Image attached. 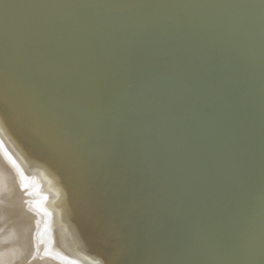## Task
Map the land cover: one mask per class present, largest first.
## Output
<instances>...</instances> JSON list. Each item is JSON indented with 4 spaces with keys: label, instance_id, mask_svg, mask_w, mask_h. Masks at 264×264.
Returning a JSON list of instances; mask_svg holds the SVG:
<instances>
[{
    "label": "water",
    "instance_id": "95a60500",
    "mask_svg": "<svg viewBox=\"0 0 264 264\" xmlns=\"http://www.w3.org/2000/svg\"><path fill=\"white\" fill-rule=\"evenodd\" d=\"M0 101L49 115L48 152L15 140L66 148L60 205L95 196L115 254L264 264V0H0Z\"/></svg>",
    "mask_w": 264,
    "mask_h": 264
},
{
    "label": "bare ground",
    "instance_id": "6f19581e",
    "mask_svg": "<svg viewBox=\"0 0 264 264\" xmlns=\"http://www.w3.org/2000/svg\"><path fill=\"white\" fill-rule=\"evenodd\" d=\"M12 104L14 107L19 108L20 114L22 115L21 118L15 116L19 113L17 109L5 106L4 103L0 101V203L3 201L5 204V208L3 206L4 204H0V206H3L0 210V264H136L137 261L141 259L140 248L137 246L136 248V242H133L138 233L136 236H133V244L131 246L128 244V246L120 251L118 247L116 254L115 248L110 247L111 243L109 244L108 240L103 239V241H101L100 238L98 239L99 234L95 230V225L91 222L95 214V209L93 210V208L97 206L95 196L85 203L82 202L75 206L66 207L60 205L62 197L68 193V190L65 184L61 186L55 185L57 179L53 177L55 176V173L53 174L55 169H53L52 166L55 165V160L53 159L56 158V156L59 157V151H54V149H52L53 146L51 147L53 153L50 152L49 155L47 154L49 157H45V160L50 162L51 155L53 157L52 166L49 167L48 165L49 168H52V171L47 169V165H45L46 170L51 171L50 175L53 174V176L48 175L49 171L46 172L44 169V172L42 171L44 175H41L40 190L38 189V192H36L37 189H35V191L30 190L36 193L26 196L27 198L19 197L20 194L25 193L23 192L25 189H21L23 193L16 189L19 184L18 181L21 180L22 185L25 181L27 182V179L31 181L29 177L33 175L36 169L35 167L32 168V166H38L39 156L36 155L33 157L30 148L19 144L18 140H15V137L19 139L20 134H24L25 137L24 135L22 136V142H26L25 139L29 140L30 138L35 141V136L29 132H40L39 130L42 126L49 123L52 124V119L40 108L33 107L28 103L23 104L22 107L17 106L14 102ZM57 112L59 114V111ZM30 115H32V119ZM60 115L62 116L61 112ZM23 118L24 120H22ZM29 118L30 120H28ZM26 121H28L27 124H25ZM65 123L70 125L71 121L70 123L65 121ZM38 128L39 130L36 131ZM49 128H51L50 125ZM54 129L56 130V128ZM52 132L53 131H51V133ZM51 133L49 134L51 135ZM38 139L36 138V140ZM68 139L70 140V138ZM68 139H65L67 140L66 142H69ZM86 141L87 140L83 136L74 137L73 133L71 135L70 143L76 146L77 150L79 149L78 153H81ZM43 142L42 140V143ZM36 143L35 141V144ZM40 143L36 145L38 146ZM41 148L43 147L41 146ZM62 148H64V146ZM71 148L72 147L69 149L71 150ZM75 148H73V150ZM57 149L59 148L57 147ZM62 151L65 152L64 149ZM62 151L60 153H62ZM76 151L73 152L76 153ZM56 152L58 153L56 154ZM64 152L63 154L65 156L60 157V160H67L69 154ZM48 158H50V160ZM60 160L56 161V163L58 164ZM47 161H44L45 163L42 162L46 164ZM43 163L42 166L44 165ZM47 164H49V162ZM116 164L117 163L112 166V171L116 168ZM56 166L54 167L58 168ZM59 167L63 168L64 166L62 167V165H60ZM27 168L31 169L32 172H26ZM112 171H109V169L105 171L104 175L106 176L101 180L103 184L109 186L111 183H114V178L108 173ZM37 173L38 170H36V174ZM40 174L38 173V175ZM12 176L14 177L12 179H15V181L11 186L16 184V188H9V185H7L8 183L6 184L7 177ZM36 177L38 178V176ZM37 178H35V180ZM33 179L32 181L35 182ZM16 181L18 183H16ZM22 181L24 182L22 183ZM31 185H29L30 187L28 186V189L33 187V185ZM34 188L36 187L34 186ZM34 188L31 189L34 190ZM113 192H117L114 193V200L120 201L121 207H123L122 214L128 219H131L130 216H132V212H134L132 207L128 209L127 206H122V197L121 195L118 196V190L116 191L115 187H113ZM23 196H25V194ZM16 197L17 199L20 198L19 201H17ZM88 201L92 202L93 206L87 204ZM98 208L99 206H97V209ZM79 228L81 230H79ZM136 228L138 229V225L134 226L130 232H136ZM109 254H112L111 259Z\"/></svg>",
    "mask_w": 264,
    "mask_h": 264
},
{
    "label": "rangeland",
    "instance_id": "374dc122",
    "mask_svg": "<svg viewBox=\"0 0 264 264\" xmlns=\"http://www.w3.org/2000/svg\"><path fill=\"white\" fill-rule=\"evenodd\" d=\"M57 113H58V112H57ZM61 114H62V116L60 115V111H59L60 118L63 117V118H65V120H66L65 114H63L62 112H61ZM69 119H70V118H69ZM66 121H67V120H66ZM64 122H65V121H64ZM67 122H68V121H67ZM69 123H70V120H69ZM54 124H55V123H54ZM70 124H72V123H70ZM49 125H50V127H51V131L55 132V129H54L55 127H53V124H51V123H49V124H45L44 126H42V128H40V130H39V128H38V129H36V131L39 130L40 132H43L44 129H47V127L49 128ZM55 125H56V124H55ZM40 132H39V133H40ZM53 132H52V133H53ZM67 135H68V136H67ZM69 135H70L69 133H66V134H65V137H64L63 135H62V137H64L65 139L70 138V140L68 139L69 142H66V145H68L69 148L72 147L71 150L75 152V151L77 150V147L74 146V145H72V144L70 143V142H71V135H70V136H69ZM66 137H68V138H66ZM65 139H64V140H65ZM34 140H35L37 143H39V142L36 140V136L34 137ZM39 141H40V139H39ZM65 141H67V140H65ZM40 142H41V141H40ZM37 143H36V144H37ZM41 143H42V142H41ZM68 143H69V144H68ZM42 145H45V146L43 147L44 149L42 148L43 151H44V152H47L48 150L46 149V148H47L46 143L43 142ZM42 145H41V144H38V146H40V148H41ZM75 147H76V148H75ZM73 148H75V149L73 150ZM53 149L55 150L54 147H53ZM63 149L65 150V152L68 153V151L65 149V147L62 148V149H60V148L57 149V150L59 151V154H60V155L58 154L59 157L56 156V158H55L56 160H55V162H54L55 165H53V166H52V162H53L54 159L51 160V162H50V161L45 160V156H43V155H42V157H44V158H42V157L40 156V157L42 158V159H41V158L39 157V161H38V164H37L38 166H36V169H35V171H34L35 173L33 172V175H31V176L29 177V180L32 181V179H33L34 177L37 178L36 176H38V178H37L36 180H35V178L33 179V180H35V182L37 181V182H36V183H37V186H36V183H35L34 181H32V182L35 183V184H33L31 181H28V179H27V182H29V183H27L26 181H25V182L22 181V183L24 182L23 185H22V184H21V180H20V181L17 180V181L19 182L18 187H17L16 184H15L14 186H11V185L14 184V181H15V179H12V178H14L13 176H12V177H7L6 184L8 183L7 185H9V188H10V187L12 188V187H15V186H16L17 188H16V187H15V188H16L17 190H19L20 192H22L21 189H22V190L25 189V191H23V192H25V193H24L25 196H23L24 194H20V193H19V194H20L21 196H20L19 194H17V195H19L20 198H22V197L27 198L26 196H28V195H32V193H33V195H34L36 192H38V191L40 190L39 186H40V182H41V178H42L41 175H42V176L44 175V173H42V171L44 172V169L46 170V166H45V165H47V169H49V170H51V171H52V168H49V167H51V166L53 167V169L56 170V171H55V170L53 171V174L55 173V176H53V174L50 175L51 171H49V170H46V172L49 171V172H48L49 174H48V173H46V174H48V175H50V176H53L54 178L57 177V174H58V175L60 174L59 172L62 170V168L59 167V166H60V165H63V164H60V165H59V164L56 163V161L60 160V159H61L60 157H64V156H65V155L63 154L64 151H62ZM45 150H46V151H45ZM57 150H56V151H57ZM60 150L62 151V153H60V152H61ZM44 152H43V153H44ZM65 152H64V153H65ZM78 152H79V149L76 151V154H77V155L80 154V153H78ZM56 154H57V152H56ZM62 154H63V156H62ZM68 154H69V153H68ZM45 155H47V154H45ZM66 156H67V154H66ZM68 156H69V155H68ZM68 156H67V157H68ZM46 157H49V156H46ZM59 158H60V159H59ZM48 159L50 160V158H48ZM57 159H58V160H57ZM42 161H43V162H44V161H47V162H46V164H44L45 162L43 163ZM64 161H65V160H64ZM64 161H63V162H64ZM66 161H67V160H66ZM66 161H65V162H66ZM41 162L44 164L43 166H42V163H41ZM48 162H49V164H47ZM67 162H68V161H67ZM39 163H40L41 165H40ZM50 163H51V165H50ZM54 163H53V164H54ZM56 164H57V166H56ZM48 165H49V167H48ZM58 165H59V166H58ZM40 166H41L42 168H41ZM54 166H56V167H58V168H55ZM38 167H39V169H38ZM62 167H63V166H62ZM59 168H61V169H59ZM40 169H41V170H40ZM58 169H59V170H58ZM36 170H38V173H39V174H40V172H41V174H40V175H38V173L36 174ZM57 170H58V171H57ZM35 174H36V176H35ZM39 176H40V177H39ZM53 177H52V178H53ZM31 178H32V179H31ZM50 179H51V177H50ZM55 179H57V178H55ZM17 181H16V183H18ZM26 183H27V185H26ZM38 183H39V184H38ZM28 184H29V185H31V184L33 185V187H31V188H34V186H35L36 188H34V190L31 189V188L28 189V188L30 187ZM32 185H31V186H32ZM28 186H29V187H28ZM20 187H22V188H20ZM23 187H24V188H23ZM26 187H27V188H26ZM15 188H13V189L16 190ZM18 188H19V189H18ZM35 189H37L36 192H31V191H35ZM38 189H39V190H38ZM17 190H16V191H17ZM27 190H28V191H27ZM30 190H31V191H30ZM19 191H18V192H19ZM23 192H22V193H23ZM27 193H28V194H27ZM26 194H27V195H26ZM17 197H18V196H17ZM17 197H16V199H17ZM20 198H18L17 201H19ZM14 201H16V200H14ZM17 201H16V202H17ZM12 202H13V201H12ZM12 202H11V203H12ZM0 204H4V202L2 201V203H0ZM14 205L16 206L15 203H14ZM17 205H18V203H17ZM3 206H4V208H5V204H4ZM3 206H2V205L0 206V210H1V208H2ZM3 210H4V209H3Z\"/></svg>",
    "mask_w": 264,
    "mask_h": 264
}]
</instances>
